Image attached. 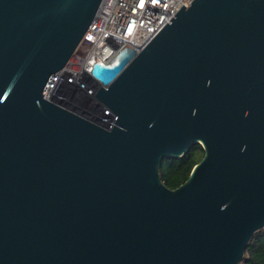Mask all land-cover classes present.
I'll return each mask as SVG.
<instances>
[{"label": "water", "instance_id": "water-1", "mask_svg": "<svg viewBox=\"0 0 264 264\" xmlns=\"http://www.w3.org/2000/svg\"><path fill=\"white\" fill-rule=\"evenodd\" d=\"M101 2L0 0V264H239L264 228V0H192L95 62L110 126L43 97Z\"/></svg>", "mask_w": 264, "mask_h": 264}, {"label": "built area", "instance_id": "built-area-1", "mask_svg": "<svg viewBox=\"0 0 264 264\" xmlns=\"http://www.w3.org/2000/svg\"><path fill=\"white\" fill-rule=\"evenodd\" d=\"M191 1L102 0L78 47L52 76L43 97L110 126V111L100 112L102 105L94 97L92 65L109 62L123 47L143 49L182 4L187 6Z\"/></svg>", "mask_w": 264, "mask_h": 264}, {"label": "trees", "instance_id": "trees-1", "mask_svg": "<svg viewBox=\"0 0 264 264\" xmlns=\"http://www.w3.org/2000/svg\"><path fill=\"white\" fill-rule=\"evenodd\" d=\"M203 153L201 145L195 144L180 157L163 158L161 169H159L163 183L172 189L178 187L187 179L193 166L202 158ZM239 264H264V228L254 232Z\"/></svg>", "mask_w": 264, "mask_h": 264}, {"label": "bare ground", "instance_id": "bare-ground-1", "mask_svg": "<svg viewBox=\"0 0 264 264\" xmlns=\"http://www.w3.org/2000/svg\"><path fill=\"white\" fill-rule=\"evenodd\" d=\"M91 85V84H90Z\"/></svg>", "mask_w": 264, "mask_h": 264}]
</instances>
